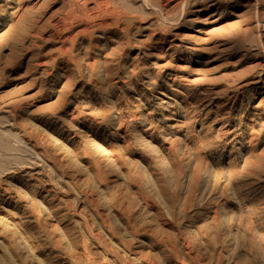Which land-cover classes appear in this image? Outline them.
<instances>
[{
	"label": "rangeland",
	"instance_id": "rangeland-1",
	"mask_svg": "<svg viewBox=\"0 0 264 264\" xmlns=\"http://www.w3.org/2000/svg\"><path fill=\"white\" fill-rule=\"evenodd\" d=\"M0 264H264V0H0Z\"/></svg>",
	"mask_w": 264,
	"mask_h": 264
},
{
	"label": "bare ground",
	"instance_id": "bare-ground-1",
	"mask_svg": "<svg viewBox=\"0 0 264 264\" xmlns=\"http://www.w3.org/2000/svg\"><path fill=\"white\" fill-rule=\"evenodd\" d=\"M175 252H176V251L174 250V253H175ZM175 254H176V253H175ZM175 254H174V255H175ZM176 255H177V254H176Z\"/></svg>",
	"mask_w": 264,
	"mask_h": 264
}]
</instances>
